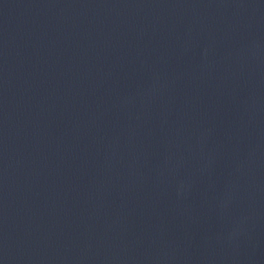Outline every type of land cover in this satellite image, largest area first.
Listing matches in <instances>:
<instances>
[{"label": "water", "instance_id": "95a60500", "mask_svg": "<svg viewBox=\"0 0 264 264\" xmlns=\"http://www.w3.org/2000/svg\"><path fill=\"white\" fill-rule=\"evenodd\" d=\"M0 264H264V0H0Z\"/></svg>", "mask_w": 264, "mask_h": 264}]
</instances>
